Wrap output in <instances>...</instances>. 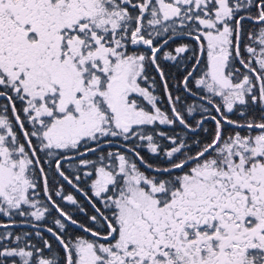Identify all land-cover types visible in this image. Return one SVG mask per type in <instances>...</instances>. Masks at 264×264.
Returning <instances> with one entry per match:
<instances>
[{
	"label": "snow or ice",
	"instance_id": "6c2138e0",
	"mask_svg": "<svg viewBox=\"0 0 264 264\" xmlns=\"http://www.w3.org/2000/svg\"><path fill=\"white\" fill-rule=\"evenodd\" d=\"M0 100V264H264V0H0Z\"/></svg>",
	"mask_w": 264,
	"mask_h": 264
},
{
	"label": "trees",
	"instance_id": "16d2710c",
	"mask_svg": "<svg viewBox=\"0 0 264 264\" xmlns=\"http://www.w3.org/2000/svg\"><path fill=\"white\" fill-rule=\"evenodd\" d=\"M248 43H249V41L247 40V37L245 36V38H244V44H248ZM241 52L243 53L244 58L247 60V59H248V54H247L246 52H244V47H243V45L241 46ZM188 66H189V69H190V67H191V63H189ZM236 67H241V66L239 65L238 62L236 63ZM242 70H243V69H242ZM172 72L174 73V72H175V69H172ZM171 83H172V84H175V83H176V80L173 79V80L171 81ZM159 94H160V95H163L162 89H159ZM174 94H179V93H174ZM188 102L191 103V101H188ZM4 103H5V102H4L3 100H0V106H2ZM161 108H162V109H167V108H168V104H167L166 98L164 99L163 103L161 104ZM8 115H9V117H11V111H10V110H9V112H8ZM250 115H256V116H258L259 113H250ZM197 118H199V117L197 116ZM232 118H233V119H240V117H239L238 114H237V115H233ZM205 127H213V126H212L211 124H207V125H205ZM160 128H161V129H164L165 126H160ZM21 139H23V138L21 137ZM114 147H115V145H114ZM145 158H146V159L149 158L147 154H145ZM82 186H83V185H82ZM66 191H71V189L67 188V186H66ZM84 207H85L86 212H87L88 214H91V213H92V209L90 208V206L87 205L86 202L84 203ZM73 214H74V217H75L79 222L84 223V224H89V221L87 220V216H86L85 214H80V213H75V212H74ZM53 215L55 216V215H57V214L53 211ZM0 222H7V218L0 217ZM44 223H46L48 226H52V227H54V225L51 223L50 220H46ZM98 226H99V225H97V227H98ZM13 230L19 232V231L21 230V227H20V226H17V227H16L15 229H13ZM23 230H24V231H30L31 229H30L29 226H25V225H24V226H23ZM0 231H3V229H0ZM41 231H43V229H41ZM68 234H69L70 236L84 235V233H82L79 229L75 228V226H69V228H68ZM44 236H45V238H47V239H49V240L51 241L54 250L58 248L57 242L55 241V239H54L53 237H51L50 234H48L47 232H44ZM33 242H34V243H37V244L40 243L38 240H34Z\"/></svg>",
	"mask_w": 264,
	"mask_h": 264
}]
</instances>
